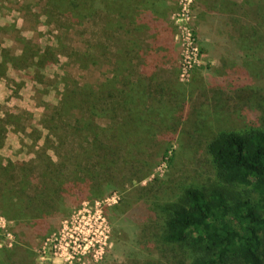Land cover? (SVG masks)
Returning <instances> with one entry per match:
<instances>
[{
    "label": "trees",
    "instance_id": "obj_1",
    "mask_svg": "<svg viewBox=\"0 0 264 264\" xmlns=\"http://www.w3.org/2000/svg\"><path fill=\"white\" fill-rule=\"evenodd\" d=\"M0 1L22 13L39 10L47 27L61 23L59 28L67 32L98 28L100 36L92 42L86 41V30L79 32L86 45L74 47L69 58L106 68L78 80L63 73L61 66L60 73H46L63 62L57 51L43 49L36 39H22L20 53L13 55L19 64L14 60L15 68L24 64L34 69L33 81L39 79L40 89L33 96L47 103L39 121L24 127L3 117L0 108V146L8 130L44 141L36 147L45 173L39 180L29 159L0 160V212L15 222V245L51 232L74 203L119 195L121 203L114 211L145 240L156 234L165 250L162 264H264V98L259 100L258 121L242 130L220 131L209 141L213 178L200 184L177 183L157 195L152 189L156 182L142 185L145 178H136L154 161L151 147L158 131L170 134L167 142L177 134L184 137L185 128L177 132L172 126L191 120L187 108H181L186 86L174 76L175 69L168 70V60L176 55L171 37L176 0ZM198 16L200 28L206 24L229 35L222 23L228 25V13L203 8ZM237 35L228 40L233 48L250 45ZM6 58L0 72L8 67ZM258 63V68L264 65V58ZM256 68L251 62L244 66L248 75ZM42 87L53 90L52 100L43 99ZM179 145L187 151L183 142ZM162 154L155 157L160 164L167 161L168 153ZM135 182V189L127 191ZM7 253L0 250V264H7Z\"/></svg>",
    "mask_w": 264,
    "mask_h": 264
},
{
    "label": "rangeland",
    "instance_id": "obj_2",
    "mask_svg": "<svg viewBox=\"0 0 264 264\" xmlns=\"http://www.w3.org/2000/svg\"><path fill=\"white\" fill-rule=\"evenodd\" d=\"M203 8L229 14L228 25L222 22L228 36L206 24L199 27L198 15ZM171 10L174 24L171 37L176 55L168 60V70L175 69L174 76L186 86L187 98L181 101V108H187L186 115L191 120L185 126V121L172 126L177 132L185 128L184 137L177 134L167 142L165 136L170 134L164 129L158 131L157 143L151 147L154 161L136 177L145 178L142 185L156 182L152 188L156 195L177 183L200 184L213 178L214 171L207 155L209 141L220 131L242 130L258 121L259 100L264 98V65L258 68V61L264 58V42L258 43L260 37L264 38V0H176ZM37 14L39 10H33L31 14L22 13L17 6L0 1V25L3 29L0 31V62L5 56L9 59L8 67L0 72V108L3 117L9 118L12 123L20 121L23 127L35 125L34 121H39L42 107L47 103L33 96V92L40 89L39 79L33 81L34 69L24 68V64L21 69L15 68L16 59L12 57L20 53L22 39L27 42L36 39L43 49L50 47L57 51L64 64L51 66L45 70L46 73H60L63 67V73L68 72L78 80L83 75H98L106 69L94 67L91 63L85 65V62L80 65L69 58L74 47L84 48L86 45L85 40L77 36L79 32L86 30V41L92 42L100 36L98 28L77 32L68 29L70 32H67L59 28L61 23L47 27L45 19ZM166 21L164 19L163 23ZM236 33L245 36L250 45L233 48L228 40L231 37L236 39ZM248 62L257 65L252 75L244 69ZM42 89L43 99L52 100L53 90L50 87ZM7 133L5 144L0 146V160L18 161L24 157L36 168L34 175L37 180L39 176H45L36 155L39 151L37 145L44 141L38 143L36 135L31 138L29 135H15L11 130ZM179 141L183 142V147L187 146V151L181 150ZM160 153H168L166 163L155 161ZM134 184L137 185V182L128 184L127 191L135 189ZM120 199L119 195H114L103 200L93 201L94 198H91L74 203L51 232L37 236L34 241L18 242L15 246H12L15 222H9L0 212V247H11L0 249L10 251L4 256L6 263L162 264L166 259L165 250L156 234L145 240L137 229L126 222L123 214L114 211V207L121 203ZM74 249L79 252L77 256Z\"/></svg>",
    "mask_w": 264,
    "mask_h": 264
},
{
    "label": "built area",
    "instance_id": "obj_3",
    "mask_svg": "<svg viewBox=\"0 0 264 264\" xmlns=\"http://www.w3.org/2000/svg\"><path fill=\"white\" fill-rule=\"evenodd\" d=\"M14 244H15V240H14V242H13V245H12V246H14ZM4 248H11V247H0V249H4ZM73 252H74V255H75V256H77V255H78V253H79V252H78V251H76L75 249H74V251H73Z\"/></svg>",
    "mask_w": 264,
    "mask_h": 264
},
{
    "label": "crops",
    "instance_id": "obj_4",
    "mask_svg": "<svg viewBox=\"0 0 264 264\" xmlns=\"http://www.w3.org/2000/svg\"><path fill=\"white\" fill-rule=\"evenodd\" d=\"M205 9V8H204Z\"/></svg>",
    "mask_w": 264,
    "mask_h": 264
}]
</instances>
